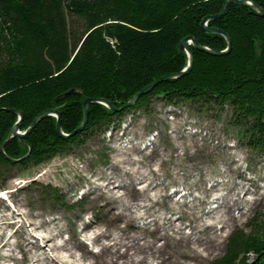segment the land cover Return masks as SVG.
Returning a JSON list of instances; mask_svg holds the SVG:
<instances>
[{
    "label": "trees",
    "instance_id": "16d2710c",
    "mask_svg": "<svg viewBox=\"0 0 264 264\" xmlns=\"http://www.w3.org/2000/svg\"><path fill=\"white\" fill-rule=\"evenodd\" d=\"M226 0H0V179L15 165L51 159L90 130L151 98L229 107L246 145L264 155V16L246 5L230 4L207 26L228 34L230 53L214 56L195 49L191 71L158 83L137 102L111 112L92 102L84 128L67 140L56 132V117L44 116L21 141L8 138L27 129L43 111L57 110L60 126L72 133L83 118L84 98L105 99L119 108L138 91L187 65L180 41L192 36L215 51L225 38L201 28L205 16ZM264 10V0H254ZM114 124V123H113ZM3 187V183L0 185ZM59 201L58 189L43 187ZM210 264H264V211L248 229L235 228L224 252Z\"/></svg>",
    "mask_w": 264,
    "mask_h": 264
},
{
    "label": "rangeland",
    "instance_id": "374dc122",
    "mask_svg": "<svg viewBox=\"0 0 264 264\" xmlns=\"http://www.w3.org/2000/svg\"><path fill=\"white\" fill-rule=\"evenodd\" d=\"M113 119L114 124L86 132L78 143L58 151L51 159L26 167L12 166L2 176L0 192L6 193L7 199L0 196V222L13 223L2 225L0 264H37L40 251L24 247L30 242L45 246L46 255L57 260L51 264H72L63 263L65 251L50 250L42 237L45 229L39 227L40 222L53 217L63 224V238L75 233L83 250L95 253L99 247L87 238L82 227L85 222L98 225L107 215L102 210L105 199H97L92 192L99 185L96 179L111 171V165L118 162L123 151L127 157L149 163L152 181L144 194L152 201H135L150 204L151 210L143 217L133 214L129 222L114 219L109 227L119 223L130 235L145 237L159 247L167 239L169 244L157 257L163 264H210L223 254L227 238L235 228L247 230L249 220L264 211V155L246 145L231 122L229 107L191 101L173 105L163 98H151L146 106L132 108ZM25 130L19 128L20 132ZM100 182L105 185L107 180L101 178ZM161 182L165 188L160 185L157 193L152 186ZM114 184L102 186V190ZM132 184L136 191L146 187V183ZM46 185L58 189L59 201L45 194ZM223 200L232 205L229 213L220 206ZM24 212L29 215L22 223L19 215ZM2 213L6 214L5 219H1ZM169 220H176L180 228L169 226ZM209 223L216 233L210 240L206 230ZM158 224L163 228L159 233H166L165 239L154 232ZM16 229L30 231L32 235L22 237L18 230L9 239ZM193 230L202 241L198 245L199 255L187 259L172 237ZM61 240L56 237L54 241ZM152 264H156L155 260Z\"/></svg>",
    "mask_w": 264,
    "mask_h": 264
},
{
    "label": "bare ground",
    "instance_id": "6f19581e",
    "mask_svg": "<svg viewBox=\"0 0 264 264\" xmlns=\"http://www.w3.org/2000/svg\"><path fill=\"white\" fill-rule=\"evenodd\" d=\"M121 156L122 157L118 160L117 163H113L111 165V171L107 172L106 176L104 175L96 179L97 181H99V185L97 186V190H94L92 192L95 193V197L97 199H105V202L102 205V210L104 212H107V215H105V218L103 220L97 223L98 225L95 224L94 226V224L92 225L85 222L84 226L82 227V231L88 234L87 238L99 247V249L95 253L88 249L83 250L81 243L75 236V233H72V235L68 238H63V224L56 217H53L48 221L44 220L40 222L39 227H44L45 229V234H42V237H45V243L50 246L49 249H61L65 251V258H62L63 263L152 264V260H155L156 264L164 263L163 261L158 260L157 257H161V251L165 249L163 247L169 244L167 239L165 240L164 244H162V247H159L158 245H156V242L148 241L147 239H145V237L130 235L128 231L125 230L124 226L119 223H113L112 228L109 227L111 225L110 222L114 219L129 222L132 220L133 214L138 215V217H143L151 210L150 204H141L135 201L137 199H147L152 201L150 197L144 194L147 186L150 185L152 181L151 178L153 172L149 169V163L145 162L142 159H133L131 157H127L126 151H123ZM101 178H105L107 180V183L105 185L100 182ZM132 181L137 183H146V187H143L141 190L136 191L133 189ZM111 183H115L113 187H109L106 191L102 190V186H106ZM160 185H162V188H165V184L162 182L153 185L152 188H155L158 193L160 190H157V188ZM116 188L123 189V192H116ZM223 202L224 204H221L220 206H224L225 212L229 213L232 205L229 202L225 203L224 200L221 201V203ZM235 203L236 202H234V204ZM27 215H29L27 212L21 213L19 215L20 218H22V223L24 222V217ZM38 216L41 217L42 214H38ZM5 218L6 214L2 213L1 219ZM175 221L176 220H169V226L175 225L176 227L180 228V224H177ZM10 223L11 222L1 221L0 233H2V225H7ZM22 223H20V226ZM45 225L48 227V230L46 229ZM192 228L194 227L192 226ZM161 229H163L162 225L158 224L154 232L158 238L165 239L167 237L166 233H159ZM18 230L20 233H22V237L28 234L32 235L30 234V231L28 233L23 229H16L15 232H13V234L9 237V239L14 237ZM53 230H55V233H52ZM206 230L208 232V240H210V237H212L213 235H216L215 231H213L212 224H207ZM56 237H60L62 239L60 243H55L54 240ZM172 239H174V243L178 244V251L185 258L193 259L196 254L197 256L199 255L198 245L202 241V237L201 235L197 236L196 231L193 230L190 234L181 233V235H173ZM3 245L4 244H1V246ZM24 247H27V250H31L34 248L40 251V256L35 260L37 264L44 262H46V264H51V262L55 260V257H52V259H50V256L46 255L44 245H41L39 243L31 244L30 242L26 243ZM155 251H157V254L155 253ZM75 252L79 253L76 255ZM85 260H88V262H85ZM184 264H189V262H185Z\"/></svg>",
    "mask_w": 264,
    "mask_h": 264
},
{
    "label": "water",
    "instance_id": "95a60500",
    "mask_svg": "<svg viewBox=\"0 0 264 264\" xmlns=\"http://www.w3.org/2000/svg\"><path fill=\"white\" fill-rule=\"evenodd\" d=\"M230 4H235V5H246L252 9H254L256 12H258L259 14L264 16V11H262L263 9L259 8L255 3L254 4H249L248 0H226L224 2L223 5V9L215 14V15H208L206 17H204L200 23L201 28L204 31L207 32H213V33H218L224 36L226 42H227V47L224 50L221 51H215L212 50L211 48L207 47V46H203L200 45L192 36H186L184 37L180 43H179V49L183 50L186 52L187 57H188V61H187V65L184 69H182L179 72L173 73V74H169V75H165L159 79H156L155 81H153L152 83H150L149 85H147L146 87H144L143 89H141L140 91H138L131 99H129L123 106L117 108L115 106H113L110 102H108L105 99H94V98H84L82 101L83 104V118L82 121L80 123V125L70 134H66L65 132L62 131L61 126H60V114L57 110L54 109H48L43 111L42 113H40L34 120L33 122L30 124V126L25 130V132H20L19 131V126L20 123L22 121L23 118V114L21 112H18L16 110H11L12 112L16 113L18 115V119L15 122V124L13 125L9 137L8 138H12V137H18L21 141H23V139L28 135V133L36 126V124L44 117L47 115H52L56 117V132L57 135L64 139L67 140L69 137H71L72 135L78 133L79 131H81L84 126L86 125L87 121H88V109H89V105L92 102H97V103H101L104 106H106L111 112H120L122 111L124 108H128L132 105H134L137 100L139 99L140 96H142L143 94L148 93L149 91H151L158 83L169 79V78H176V77H180L183 76L187 73H189L193 67V63H194V53L193 50L191 49L190 45H192L195 49L206 52L208 54L214 55V56H221V55H225L227 54L230 49H231V39L229 37L228 34H225L222 30L217 29V28H209L206 23L208 20L210 19H215V18H221L224 15H226V13L229 10V5Z\"/></svg>",
    "mask_w": 264,
    "mask_h": 264
},
{
    "label": "snow or ice",
    "instance_id": "6c2138e0",
    "mask_svg": "<svg viewBox=\"0 0 264 264\" xmlns=\"http://www.w3.org/2000/svg\"><path fill=\"white\" fill-rule=\"evenodd\" d=\"M249 4H254V0H248ZM264 11V10H262ZM17 183H19V181H17ZM175 191V190H174ZM0 196L4 197L5 199H7V194L0 192ZM178 198V197H177Z\"/></svg>",
    "mask_w": 264,
    "mask_h": 264
}]
</instances>
